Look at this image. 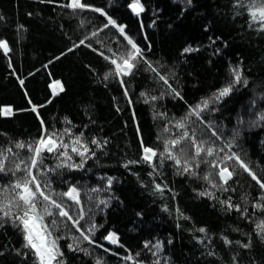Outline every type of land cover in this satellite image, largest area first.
Here are the masks:
<instances>
[{"label":"trees","instance_id":"obj_1","mask_svg":"<svg viewBox=\"0 0 264 264\" xmlns=\"http://www.w3.org/2000/svg\"><path fill=\"white\" fill-rule=\"evenodd\" d=\"M85 2L103 8L118 24L125 25L126 33L161 74L168 77L183 99L171 95L167 86L150 72L138 71L125 77L128 97L115 79L103 80L111 67L108 61L86 46L74 47V43L85 36L91 37V32L105 22L99 13L85 10L73 15L71 9L61 7L68 0L51 3L0 0V39L7 40L12 49L7 57L0 50V147H13L22 157L28 155L26 149H16L15 143L35 141L41 135L40 119L49 131L70 127L74 134L83 132L89 141L93 137L108 141L103 150L90 145L96 149V157L88 159L82 168L47 173L54 193L68 191L71 186L79 190L85 216L80 221L81 227L87 228L90 221L98 226L93 237L96 244L90 245L80 238L81 247L88 248L92 255L69 251L67 244L71 239L59 241L66 264H95L97 256L105 264H133L122 259L129 253L143 264H154L157 260L159 264H264V243L254 232V222L264 219V213L254 211L251 206L260 190L235 162H228V166L235 167L239 173L234 177L239 183L229 182L236 190L216 192V195L220 199L231 197L233 204L247 207L250 214L254 212L253 222L235 211L223 210L216 201L198 197L197 192L210 185L201 179L176 174L171 161H165L159 170L162 174L155 179L148 175L151 169L147 165L123 167L127 160L139 158L141 137L146 146L162 151L158 137L179 136L175 120L184 117L189 106L217 92L231 79L230 69L239 66L247 84L236 85L229 96L213 106L215 110L202 115L221 135L217 146L231 142L230 151L238 153L264 180V119H261L264 117V32L257 30L259 25L249 28L244 9H239L241 14L236 15V0H192L190 5L184 0H140L145 11L139 17L127 7L132 0ZM89 42L109 56L112 52H123L126 45L114 28L99 32L86 41ZM69 47L74 50L68 52ZM188 47L194 51L184 53ZM18 78L24 79L23 87ZM141 92L149 96L163 94V98L144 103ZM34 106L36 111L32 110ZM6 107H11L12 116L1 115ZM163 112L167 117L157 118L156 113ZM208 125L190 124V129L195 128L200 139L201 129H205V137L210 135ZM166 126L170 132L163 131ZM65 142L70 143V138L65 136ZM44 155L47 168L58 163L49 154ZM73 160L79 163L80 158L73 155ZM215 171L203 162L197 169L201 176ZM108 178H112L110 187ZM11 179V174H0V185ZM154 183H166L172 192L166 188L163 195L154 193ZM55 198L76 218L80 206L67 197ZM101 200L106 203H99ZM57 220L66 222L71 231L61 223L54 235L79 236L66 218L57 217ZM201 227L207 233L199 232ZM109 232L117 233L123 248L103 239ZM246 233L251 234L250 249L224 242V237L233 242H247ZM146 242H150L151 251L144 247ZM101 244L104 248L97 246ZM157 244L158 251L153 247ZM21 245L22 236L16 228L11 224L0 228V251L4 252L0 264H31V257L24 260L16 255L14 249Z\"/></svg>","mask_w":264,"mask_h":264},{"label":"snow or ice","instance_id":"obj_2","mask_svg":"<svg viewBox=\"0 0 264 264\" xmlns=\"http://www.w3.org/2000/svg\"><path fill=\"white\" fill-rule=\"evenodd\" d=\"M41 3L45 0H40ZM51 3L53 0H47ZM184 3L190 5L192 0H184ZM72 10V14L76 15L78 12L90 10L95 13H99L105 17V22L99 29L91 32V37L85 36L80 39L79 43H74V47L86 46L91 49L94 53H98L103 60L108 61L110 68L105 72L103 76L104 81H108L110 78L115 79L122 89L125 97H128V89L124 87L125 77H131L138 71H145L154 73V79L162 81L163 85L167 86L170 90V94L176 98L183 99L180 92L177 91L169 83L167 76L161 74L159 69L153 65L151 61L147 59L144 54V50L131 38L125 31L126 26L120 25L114 20L103 8L95 7L85 2V0H68V3L61 5ZM132 12L139 17L141 13L145 11L140 0H132L127 5ZM236 15H240L239 9H244L249 17V28L254 25H259L258 31L264 32V0H236ZM31 15V13H29ZM2 19V17H0ZM83 24V21L81 22ZM23 28V25L20 26ZM114 28L118 32L119 36L126 42L125 50L119 54L112 52V55H105L104 52L99 51L93 47L92 43H86L90 41L92 37L98 36L99 32L105 29ZM214 42V41H213ZM97 43H101L97 41ZM74 47H69L68 52H72ZM151 46L149 45V50ZM0 50L3 51L4 56L12 51L9 43L5 39H0ZM198 50V49H196ZM111 51V49H109ZM194 49L188 47L183 50L184 53H190ZM219 51V50H217ZM66 53H62L64 55ZM59 59V57H57ZM143 65V68L140 66ZM229 79L217 92L213 93L212 96L202 99L198 104L189 106V111L184 117L175 120L174 127L180 130L179 136L163 137L161 142L163 144V150L155 149L151 146H146L142 137L140 138L141 154L138 159H129L123 167L129 168L131 165H147L151 171L148 172L150 177L155 179V176L161 175L159 171L163 168L165 161L173 162V167L176 168V174L186 175L190 178H197L205 181L210 188H204L197 192L198 197H206L211 201H216L217 204L221 205L225 211H235L241 215L242 218L248 219L250 222L251 216L254 214L249 213L247 207L242 208L240 204H233L231 197L226 199H220L216 195V192H234L236 189L232 187L229 182L239 183L234 177L238 176L239 173L235 167L231 169L228 166V162H235L244 173L255 182L256 186L260 190V194L254 198L252 202V209L259 210L264 213V180H262L252 167L245 162L244 159L236 152H231V142H226L222 146H217L216 141L221 139V135L208 125V122L204 120L203 113L211 112L215 110L214 105L218 104L224 97L229 96L233 89L238 84H247V81L242 79V69L239 66L230 69ZM19 79V78H18ZM20 85L23 87L24 79H19ZM59 83V82H57ZM60 90L63 91L62 85ZM141 97H144V103H151L158 99L163 98L161 96H149L147 92H141ZM129 103L131 98L129 97ZM30 102V101H29ZM51 101H49L50 103ZM31 103V102H30ZM36 111L35 106L32 109ZM119 111V108H117ZM5 116L12 115L11 107L3 109ZM39 118V113L37 112ZM157 118L167 117V113H156ZM196 119L193 120L192 118ZM264 119V117H261ZM169 123H172V118H169ZM202 123L208 125V131L210 135L205 137L203 135L205 129H201V138L198 139L195 134V128L190 129L191 125H197ZM41 124V135L31 143H25L18 141L15 143L16 149H26L28 155L21 156L19 152H14L13 147L2 148L0 147V174L9 175L12 178L5 185H0V228L5 227L7 224H11L16 228L22 236V245L20 248H15L14 251L17 256L22 257L24 260L31 257V264H66L65 254L62 250L59 241L62 239H71L72 242L67 244V249L73 253L83 252L85 255H92V251L88 248L81 247L80 238L83 241H87L88 244L94 245L96 241L93 239L98 226L94 221H90L87 228H82L80 221L84 220V210L81 205L80 193L75 186H71L68 191L62 193H54L51 188V183L48 180V172H56L63 168L68 169H79L87 162L88 159L96 157V149L103 150L107 145V140L97 139L96 137L87 140L84 137V133L74 134L70 127H65L63 130L52 129L49 131L48 127L44 126V121L40 119ZM71 124V121H68ZM165 132H170L167 126L164 128ZM137 133H139V126L137 125ZM65 136L70 138V143L65 142ZM214 138V139H213ZM235 139V136L233 137ZM90 145H95L96 149H93ZM228 149V151H226ZM47 153L58 161L52 168H47L44 165V160L47 158L44 154ZM224 155L220 156L219 154ZM73 155L80 158L79 163L73 160ZM212 157L214 159L208 160L207 158ZM219 157V159H215ZM208 163L212 169H215V173L209 172L206 175L201 176L197 169H199L201 163ZM17 173L22 175L17 176ZM215 175L216 179H213ZM108 186H111L112 178H108ZM168 192H172L171 188H168L167 184L154 183L153 192L163 195L165 189ZM93 191L98 192L99 189ZM55 197H67L75 205L80 206L79 211L73 215L69 214L66 210V205L58 201ZM175 199V194H173ZM99 203L104 204L106 201L101 200ZM215 206V205H213ZM56 211H53V210ZM167 211V208H165ZM179 212V208L176 209ZM183 216V213H181ZM52 217L47 220L46 218ZM57 217L66 218V221L71 222V227H74L79 236L76 235H54L60 229L61 223L66 229L69 225L66 222H58ZM187 219L188 217H184ZM255 223L254 232L259 240L264 243V219H258ZM238 230V229H237ZM201 233H207V229L201 227L198 229ZM249 236L247 242L242 241H231L227 237H224L226 245L233 243L239 245L241 248L250 249L252 247L251 234L246 233ZM104 240L108 241L112 245H119L123 248L122 244H119V237L115 232H109L103 237ZM149 243L146 242L144 247L149 249ZM200 243H204L203 240ZM100 248L104 246L97 245ZM154 248L159 249V244L154 245ZM106 252L109 249H104ZM151 251V249H149ZM4 255L3 251H0V256ZM118 255V253H113ZM136 253V256H139ZM153 255H156L153 252ZM122 259L126 261H132L133 264H143L142 261H137L131 253L124 256ZM233 261L236 257H232ZM95 264H105L102 257H95ZM154 264H159V261H155Z\"/></svg>","mask_w":264,"mask_h":264},{"label":"rangeland","instance_id":"obj_3","mask_svg":"<svg viewBox=\"0 0 264 264\" xmlns=\"http://www.w3.org/2000/svg\"><path fill=\"white\" fill-rule=\"evenodd\" d=\"M56 90H58V88H56ZM4 109V108H3ZM3 109L1 110V115L2 116H5L4 114H3ZM12 113H13V110H12ZM13 115V114H12ZM12 115H8V116H6V117H9V116H12ZM109 243V242H108ZM110 244V243H109ZM110 245H112V244H110Z\"/></svg>","mask_w":264,"mask_h":264}]
</instances>
